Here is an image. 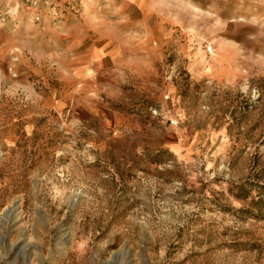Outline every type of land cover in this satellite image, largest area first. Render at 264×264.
<instances>
[{
  "label": "rangeland",
  "instance_id": "rangeland-1",
  "mask_svg": "<svg viewBox=\"0 0 264 264\" xmlns=\"http://www.w3.org/2000/svg\"><path fill=\"white\" fill-rule=\"evenodd\" d=\"M0 264H264V0H0Z\"/></svg>",
  "mask_w": 264,
  "mask_h": 264
},
{
  "label": "bare ground",
  "instance_id": "bare-ground-1",
  "mask_svg": "<svg viewBox=\"0 0 264 264\" xmlns=\"http://www.w3.org/2000/svg\"><path fill=\"white\" fill-rule=\"evenodd\" d=\"M10 212H12V211L10 210Z\"/></svg>",
  "mask_w": 264,
  "mask_h": 264
}]
</instances>
